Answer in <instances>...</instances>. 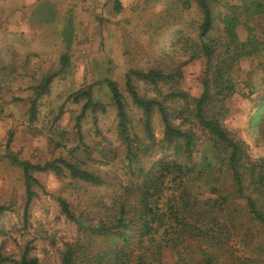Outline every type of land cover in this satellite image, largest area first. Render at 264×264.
Wrapping results in <instances>:
<instances>
[{
    "label": "rangeland",
    "instance_id": "obj_1",
    "mask_svg": "<svg viewBox=\"0 0 264 264\" xmlns=\"http://www.w3.org/2000/svg\"><path fill=\"white\" fill-rule=\"evenodd\" d=\"M208 3L212 30L205 40L223 42V17L229 12L237 20L239 40L248 34L264 38V0ZM200 21L194 0H0V206L4 207L0 212V256L18 258L26 245L29 255L41 264H57L59 252L70 243L88 245L91 252L107 244H122L114 237L89 233L85 227L98 218L108 222L113 212L107 207L113 196L132 197L125 188H132L137 179V166L129 167L124 156L115 109L102 80L116 83L125 102L129 132L147 142L143 113L125 91L123 75L131 68L175 72L180 75L176 82L159 84L158 94L141 80L134 79L133 84L144 97L160 99V94L169 91L197 97L205 70L197 36ZM61 54H66V68L38 98L36 118L30 121L27 108L34 95L32 87L42 74L58 69ZM229 75L233 91L224 99L220 119L234 139L243 143L238 163L242 192L236 193L225 152L216 150L204 131L194 129V169L187 189L191 197L213 207L212 214L224 231L203 244L183 239L185 248L179 250L186 264H203L200 250L205 249L216 264H264V224L253 218L242 196H248L264 213V50L240 56ZM87 87L105 109L86 110L77 133L75 116L83 101L73 102L66 96ZM183 103L178 97L164 102L177 111ZM150 126L154 141L151 146L146 143V153L137 150L138 165L143 168L159 157L174 158L172 148L160 140L162 123L156 111ZM3 154L30 162L64 157L98 174L103 184L94 186L67 175L36 172L37 184L31 187L34 196L24 213L21 170ZM58 196L84 226L65 218ZM216 200L220 205L214 208ZM160 256V264H175L177 259L170 248L162 249Z\"/></svg>",
    "mask_w": 264,
    "mask_h": 264
},
{
    "label": "trees",
    "instance_id": "obj_2",
    "mask_svg": "<svg viewBox=\"0 0 264 264\" xmlns=\"http://www.w3.org/2000/svg\"><path fill=\"white\" fill-rule=\"evenodd\" d=\"M194 1L201 13L197 36L199 50L205 57V70L199 95L188 97L184 92L169 91L160 94V99L154 96L144 97L138 94L133 84L134 79L141 80L158 94L159 84L167 85L176 82L180 75L175 72L163 73L157 69L142 71L131 68L123 75L125 91L132 104L143 113L145 140L150 143V146L154 141L150 119L152 113L156 111L162 123L160 140L165 147L172 148L174 158L159 157L146 168L138 165L137 150L146 153L147 142L144 143L143 138L129 132V118L122 94L113 80L104 78L102 82L110 94V104L114 107L117 118L116 133L125 145L124 156L128 166H137V179L132 188H125L132 197L113 196L110 206L107 207L113 212L108 222L104 223L106 220L98 218L95 224L85 227L89 233L114 237L122 244H107L106 247L91 252L88 245L70 243L59 252L57 264H160L161 250L165 248H170L177 255L175 264H186L179 250L181 247L185 248L182 244L183 239L188 237L203 244L207 239L214 241L217 238L216 234H223L224 230L218 217L212 214L213 207H207L206 204H202V201L191 197L187 189V180L193 176L194 169L191 163L192 151L197 139L194 129L204 131L215 149L225 152L226 162L235 182L236 193L240 194L242 188L238 163L242 159L243 143L234 139L225 129L220 118L225 108L223 107L224 99L233 91L229 71L240 56H251L264 50V38L259 39L257 36L248 34L243 40H239L235 32L237 20L234 13L229 12L223 17V42L213 38L205 40L208 38V32L212 30V15L208 3L210 0ZM258 10L260 8H255L256 12ZM67 61L66 54H61L58 59V69L42 74L38 83L32 87L34 95L27 108L30 121L36 118L38 98L48 92L51 80L64 71ZM177 97L184 102L180 105L182 110L177 111L176 108L164 104L167 99ZM66 99H71L73 102L83 101L80 112L75 116L74 128L77 133H79L78 123L86 110L94 113L105 109L104 104L93 99L90 87L73 91L66 96ZM215 103L217 104L214 105ZM59 114L60 109L56 118ZM92 119L94 124L96 117L92 115ZM175 120L178 122L176 123ZM3 155L10 164L21 170L25 187L24 213L34 196L31 187L37 184L33 175L36 172H50L56 176L67 175L71 179L94 186L103 184V179L98 174L81 167L77 161L64 157L43 162H30L10 154ZM242 196L253 218L259 224H264V213L248 196ZM56 201L65 218L78 226H84L80 218L73 215L65 200L58 196ZM217 204L219 202L216 200L214 208ZM202 206L206 209L203 210ZM195 208L198 211L197 215L194 214L197 211H193ZM3 210L4 207L0 206V212ZM211 245L213 244H208V246ZM28 252L29 247L24 245L18 258L0 256V264H41ZM200 253L203 264H216L215 257L211 256L206 249L200 250Z\"/></svg>",
    "mask_w": 264,
    "mask_h": 264
}]
</instances>
